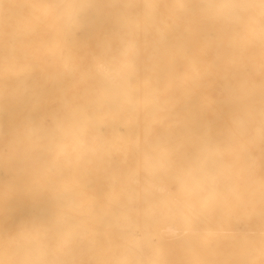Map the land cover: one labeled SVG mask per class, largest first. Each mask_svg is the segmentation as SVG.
Wrapping results in <instances>:
<instances>
[{"label":"snow or ice","instance_id":"obj_1","mask_svg":"<svg viewBox=\"0 0 264 264\" xmlns=\"http://www.w3.org/2000/svg\"><path fill=\"white\" fill-rule=\"evenodd\" d=\"M0 264H264V0H0Z\"/></svg>","mask_w":264,"mask_h":264}]
</instances>
